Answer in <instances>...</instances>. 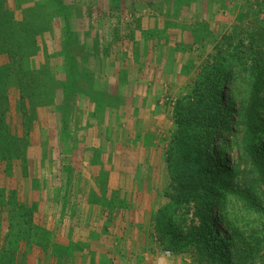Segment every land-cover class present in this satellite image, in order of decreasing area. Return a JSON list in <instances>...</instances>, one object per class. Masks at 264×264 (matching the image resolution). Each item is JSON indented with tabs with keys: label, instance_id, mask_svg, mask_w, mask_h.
<instances>
[{
	"label": "rangeland",
	"instance_id": "374dc122",
	"mask_svg": "<svg viewBox=\"0 0 264 264\" xmlns=\"http://www.w3.org/2000/svg\"><path fill=\"white\" fill-rule=\"evenodd\" d=\"M0 21V45L26 40L0 52L1 247L31 264H210L189 238L195 201L173 200L199 132L186 108L214 64L251 79L264 0H0ZM230 155L238 198L250 188L262 206L232 196L225 213L262 240L242 264H264V184L252 155Z\"/></svg>",
	"mask_w": 264,
	"mask_h": 264
},
{
	"label": "trees",
	"instance_id": "16d2710c",
	"mask_svg": "<svg viewBox=\"0 0 264 264\" xmlns=\"http://www.w3.org/2000/svg\"><path fill=\"white\" fill-rule=\"evenodd\" d=\"M25 42L22 38H16L10 46L0 45V52L15 51L14 47L22 52ZM248 48L253 52L251 64L247 68L250 80H235L232 69L237 65L218 73V66L214 64L212 68L208 67L205 91L201 95L195 93L192 102L196 101V104L186 108L189 113L187 120L195 123L199 132L195 134L187 152L190 165L179 175L182 189L173 200L179 204L178 207L195 201L191 220L193 228L189 231V238L205 250L210 264L250 262L261 248L262 240H257L254 233L249 238L245 236L246 231L240 232L237 227H233L225 213L226 204L232 196L245 201L242 209L254 206L256 212V206L258 211L262 206L257 201L259 195H255L250 188L241 189L246 194L238 198L241 192L232 183L235 169L231 164L230 153L238 146L240 153L247 151L254 157V165L264 184V37L255 40L252 34ZM15 55L20 56L16 51ZM10 70V66L4 70L0 68V73L5 77ZM24 77L21 79L24 80ZM245 80L250 92L247 103L241 105L237 101V91L243 88ZM5 82L0 87V96L7 88ZM7 104L6 98L0 97V128L6 124ZM165 213L167 218H171L167 210ZM260 213L264 216V212ZM220 222L226 227L225 234L218 228Z\"/></svg>",
	"mask_w": 264,
	"mask_h": 264
},
{
	"label": "crops",
	"instance_id": "0c3cea01",
	"mask_svg": "<svg viewBox=\"0 0 264 264\" xmlns=\"http://www.w3.org/2000/svg\"><path fill=\"white\" fill-rule=\"evenodd\" d=\"M192 11H193L192 13L195 12V10H192ZM194 17H195V15H194ZM0 247H1V245H0ZM16 249H18V248H15L14 241H11V243H9V241H7V242L5 241V243H3V246L0 248V252H3V254H6L5 258L9 257L10 261H3L2 264H31V262H32L31 255L32 254H31V252H29L30 250L24 249V248L21 250L20 249L16 250ZM6 256H8V257H6ZM145 261H147V260L145 259ZM42 264H44V263L42 262Z\"/></svg>",
	"mask_w": 264,
	"mask_h": 264
},
{
	"label": "built area",
	"instance_id": "2783aa9c",
	"mask_svg": "<svg viewBox=\"0 0 264 264\" xmlns=\"http://www.w3.org/2000/svg\"><path fill=\"white\" fill-rule=\"evenodd\" d=\"M169 253V251H167Z\"/></svg>",
	"mask_w": 264,
	"mask_h": 264
}]
</instances>
